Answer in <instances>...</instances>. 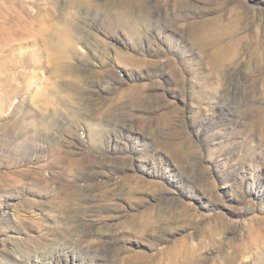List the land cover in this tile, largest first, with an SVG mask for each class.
<instances>
[{
	"label": "rangeland",
	"instance_id": "obj_1",
	"mask_svg": "<svg viewBox=\"0 0 264 264\" xmlns=\"http://www.w3.org/2000/svg\"><path fill=\"white\" fill-rule=\"evenodd\" d=\"M0 264H264V0H0Z\"/></svg>",
	"mask_w": 264,
	"mask_h": 264
},
{
	"label": "bare ground",
	"instance_id": "obj_2",
	"mask_svg": "<svg viewBox=\"0 0 264 264\" xmlns=\"http://www.w3.org/2000/svg\"><path fill=\"white\" fill-rule=\"evenodd\" d=\"M69 1H70V0H69ZM67 29H68V28H67ZM67 32H68V31H67ZM7 40H8V39H7ZM34 122H35V121H34ZM32 123H33V122H32ZM50 123H51V122H50ZM29 125H30V124H29ZM35 126H36V125H35ZM23 129H24V128H23ZM39 135H40V134H39ZM39 135H37V134H36V135H33L31 138L34 139V140H37V139H39V137H40ZM40 138H41V137H40Z\"/></svg>",
	"mask_w": 264,
	"mask_h": 264
}]
</instances>
